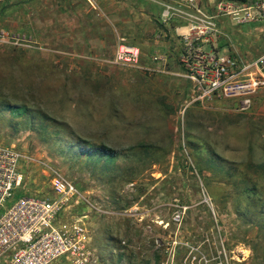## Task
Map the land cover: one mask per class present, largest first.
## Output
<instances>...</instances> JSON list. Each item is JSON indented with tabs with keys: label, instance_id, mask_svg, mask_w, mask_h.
<instances>
[{
	"label": "rangeland",
	"instance_id": "1",
	"mask_svg": "<svg viewBox=\"0 0 264 264\" xmlns=\"http://www.w3.org/2000/svg\"><path fill=\"white\" fill-rule=\"evenodd\" d=\"M229 1L198 3L210 13ZM79 4L90 7L88 0L0 4V32L24 39L0 41V143L26 158L25 187L50 194L54 176L75 184L95 209L72 208L65 223L87 216L101 264H264V95L243 112L229 100L191 102V84L178 75L182 45L172 59L162 54L161 68L148 66L164 70V94L143 91L151 72L140 59L143 69L114 64L115 54L60 51L62 39L52 46L49 35L67 6L75 35L79 25L93 26L77 22ZM225 20L219 27L229 41L206 48L220 43L247 59L264 53L262 23ZM99 147L114 159L93 156Z\"/></svg>",
	"mask_w": 264,
	"mask_h": 264
},
{
	"label": "built area",
	"instance_id": "2",
	"mask_svg": "<svg viewBox=\"0 0 264 264\" xmlns=\"http://www.w3.org/2000/svg\"><path fill=\"white\" fill-rule=\"evenodd\" d=\"M8 1L12 0H0V4ZM198 1L176 0L178 7L189 13L167 5L161 16L164 22L173 15L184 16L190 22L188 33L179 36L183 71L178 75L191 84V102L229 100L240 112L247 111L264 91V53L247 59L236 50L216 52L205 46L219 38L229 41L228 34L219 27L220 18H228L236 26L264 25V0H232L215 6L210 13L203 12ZM0 41L18 45L24 39L0 32ZM139 59L137 47L120 43L113 63L143 69ZM152 60L164 62L166 57L156 55ZM25 159L15 146L0 143V264H101L91 246L84 222L87 216L65 223L68 210L82 204L91 209L94 206L74 183L59 176L49 180L50 194L30 192L25 187ZM182 215L180 210L174 212L173 221L181 222Z\"/></svg>",
	"mask_w": 264,
	"mask_h": 264
},
{
	"label": "crops",
	"instance_id": "3",
	"mask_svg": "<svg viewBox=\"0 0 264 264\" xmlns=\"http://www.w3.org/2000/svg\"><path fill=\"white\" fill-rule=\"evenodd\" d=\"M117 1L88 0V4L92 8L83 7L81 4L74 7L79 24L84 18L85 20L90 19L93 25L87 26L83 30V27L80 28L79 25L76 35L74 34L75 28L71 25L75 16L70 13V7L67 6L64 12L65 18L62 17V26L51 31L49 43L52 46H58L55 42L62 39V47H57V49H61L60 51L71 52V50H75V53L70 54L83 55V57L89 52L92 53L91 56H99V58L103 56V59H110L122 41L125 45L137 47L140 50V62L146 66V70H148L149 65L161 68L162 63H164L151 62L150 57L153 53L157 55L166 53L167 57L171 56L170 59L173 58L172 55H178V45H181L179 36L188 33L190 22L184 16L177 15H173L164 22L161 16L167 5H173L174 8L186 13H189V10L178 7L176 3H172L170 0H125V5ZM224 19H227L225 22H228V18ZM86 45L93 46V49H90L91 52ZM218 46L216 52H225L229 49L226 46L222 47L220 43ZM148 72H151V75L145 77L143 91L164 94L166 82L164 70L152 69ZM263 95L264 91H261L258 98Z\"/></svg>",
	"mask_w": 264,
	"mask_h": 264
},
{
	"label": "trees",
	"instance_id": "4",
	"mask_svg": "<svg viewBox=\"0 0 264 264\" xmlns=\"http://www.w3.org/2000/svg\"><path fill=\"white\" fill-rule=\"evenodd\" d=\"M243 1H246V0H243ZM88 150H90V148H88ZM88 150L87 151H85V150L82 151V154L86 155L87 152H89ZM98 154H100L103 157H107L109 159H114V157H115V155H112V152L109 149L104 148V147L96 148L95 151H94V154H92V155L95 156V155H98Z\"/></svg>",
	"mask_w": 264,
	"mask_h": 264
}]
</instances>
